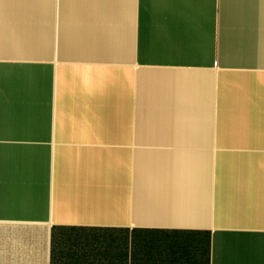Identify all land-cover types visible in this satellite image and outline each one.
<instances>
[{"label": "crops", "instance_id": "crops-1", "mask_svg": "<svg viewBox=\"0 0 264 264\" xmlns=\"http://www.w3.org/2000/svg\"><path fill=\"white\" fill-rule=\"evenodd\" d=\"M0 264H264V0H0Z\"/></svg>", "mask_w": 264, "mask_h": 264}]
</instances>
